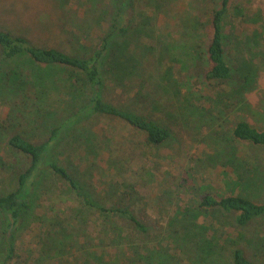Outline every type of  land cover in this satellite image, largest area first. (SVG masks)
I'll return each instance as SVG.
<instances>
[{
    "label": "rangeland",
    "instance_id": "374dc122",
    "mask_svg": "<svg viewBox=\"0 0 264 264\" xmlns=\"http://www.w3.org/2000/svg\"><path fill=\"white\" fill-rule=\"evenodd\" d=\"M220 2L0 0V29L37 46L89 56L114 32L104 65L122 72L107 78L104 98L171 132L150 145L124 121L93 116L80 133L62 135L54 159L87 199L43 168L19 225L8 232L0 217V248L7 235L16 249L6 264H232L236 248L264 264V216L240 226L228 212L199 208L206 193L264 202L263 148L232 134L239 120L264 129V0H229L222 32L230 77L214 87L203 78V51ZM0 65L3 195L27 166L8 137L45 142L86 100H72L65 81L35 87L27 58ZM62 71L52 80L66 79Z\"/></svg>",
    "mask_w": 264,
    "mask_h": 264
},
{
    "label": "trees",
    "instance_id": "16d2710c",
    "mask_svg": "<svg viewBox=\"0 0 264 264\" xmlns=\"http://www.w3.org/2000/svg\"><path fill=\"white\" fill-rule=\"evenodd\" d=\"M116 2L117 5L121 2H128L129 7H132V0H116ZM228 2L229 0H221L219 7L210 11V38L203 51L206 63L203 78L205 82L214 87L230 77V69L224 55L222 32V21L226 18ZM121 15L119 9L116 19L118 20ZM123 31L124 29L120 30V32ZM114 34V32H109L91 55L77 56L57 48L37 46L26 37L0 29V62L27 58L37 71H31L35 87L46 86L49 81H53L50 84L57 87L56 83L65 81L69 83L71 92L68 95L72 100H81L84 96L86 100L76 106L73 113L60 126L51 130L45 142L34 143L20 134H12L8 137V145L26 156L27 166L16 171L15 188L7 194L0 195V217L3 229L10 227V219L13 220V229H15L29 212L32 206V196L35 194L34 189L40 186L43 179L41 172L45 167L50 168L55 175L64 179L77 195L87 199L81 192L77 181L65 167L59 165L53 155L55 144L61 136L66 132L76 135L80 131L78 126L84 120L97 116L124 121L142 133L144 141L150 145L162 144L170 137L171 132L166 126L104 98L103 88L107 83V78L110 75L119 76L122 72V69L117 66L106 68L104 65L109 39ZM63 69L69 71L68 77L52 80V77L57 78L59 72L63 74ZM232 134L239 142L262 147L264 157V129L259 130L246 121L239 120L235 123ZM199 208L205 211L214 209L228 212L233 215L235 222L240 226H245L254 219L264 216V202H256L233 193L227 195L206 193L201 198ZM119 213L126 214L131 221L137 223L128 211L119 210ZM15 250V246L9 242L7 235L3 236L0 264H6L13 257ZM231 258L232 264H256L245 255L241 248L234 249Z\"/></svg>",
    "mask_w": 264,
    "mask_h": 264
},
{
    "label": "water",
    "instance_id": "95a60500",
    "mask_svg": "<svg viewBox=\"0 0 264 264\" xmlns=\"http://www.w3.org/2000/svg\"><path fill=\"white\" fill-rule=\"evenodd\" d=\"M12 226H13V220L10 219V227L8 228V232L12 229Z\"/></svg>",
    "mask_w": 264,
    "mask_h": 264
}]
</instances>
